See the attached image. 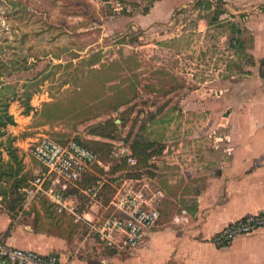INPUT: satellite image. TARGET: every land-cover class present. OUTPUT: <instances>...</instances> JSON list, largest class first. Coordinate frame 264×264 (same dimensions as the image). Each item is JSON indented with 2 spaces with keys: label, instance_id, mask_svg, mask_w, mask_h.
<instances>
[{
  "label": "rangeland",
  "instance_id": "rangeland-1",
  "mask_svg": "<svg viewBox=\"0 0 264 264\" xmlns=\"http://www.w3.org/2000/svg\"><path fill=\"white\" fill-rule=\"evenodd\" d=\"M146 5L144 0H0V98L9 101L15 120L0 135V169L10 162L17 174L3 180V172L0 178V218L8 222L6 232L31 226L64 235L65 226L73 225L79 234L70 249L89 264H151L162 258L176 264V228L168 227L174 237L171 249L164 253L159 248L155 258L142 254L144 248L151 252L159 247L152 243L149 249L146 235L132 254L112 250L114 255L105 260L108 251L97 240L81 241L84 228L72 214L58 212L45 194H37L26 207L24 195L18 198L11 189L14 181L22 179L25 187L34 177L40 164L31 149L42 136L61 142L76 138L97 151L100 161L87 177L105 180L104 206L121 182L109 156L116 143L133 149L134 141L137 153H157L147 162L149 171L159 180V169L166 164L162 170L172 171L174 183L164 190L174 198L180 188L178 154L227 151L223 133L208 132L203 106L221 94L226 79L243 72L244 58L229 24L211 11L189 6L143 27L137 16ZM193 103L200 108L192 110ZM27 105L31 109L25 114ZM12 148L17 161L9 159ZM210 161L205 154L183 166L200 171ZM72 190L80 198L79 213L105 212L101 206L89 208L88 198ZM178 204L160 209L151 230L161 227L162 220V229L177 224L184 207Z\"/></svg>",
  "mask_w": 264,
  "mask_h": 264
},
{
  "label": "crops",
  "instance_id": "crops-1",
  "mask_svg": "<svg viewBox=\"0 0 264 264\" xmlns=\"http://www.w3.org/2000/svg\"><path fill=\"white\" fill-rule=\"evenodd\" d=\"M144 1L147 8L141 17L137 16L138 24L143 27L166 21L173 11L180 8L192 6L194 9L211 11L229 24V33L235 47L241 50L245 64L243 72L226 79L221 94L203 106L207 110L204 124L208 132L223 133L227 139V151L178 154L181 175L177 176L179 182L176 184L180 188L176 187L179 193L175 198L165 191L167 183H174L172 171L167 170L168 167L162 170L166 167L165 163L159 169V180L154 176L165 189L160 209L175 207L178 204L176 202L184 207L176 215L177 224L173 222L162 229L165 225L162 220L161 227L146 231L149 249L153 244L159 247L152 248L151 252L144 248L142 254L155 258L154 253L160 249L163 250L161 252L166 251V248L171 249L174 237L168 231L170 227L178 231L174 243H177L176 251L180 256L176 264H264V234L260 230L236 236L221 248L210 241V237L227 223L248 214L264 212V0ZM198 106L193 103L191 108L197 110L200 108ZM205 154L211 160L204 167L206 169L199 168L198 171L183 166L189 159H195L196 156L200 158ZM192 187L191 193L188 192ZM30 203L27 202L25 206L28 207ZM37 205L41 211L42 204ZM41 214L44 216V211ZM7 226L8 222L0 218V236L4 235ZM82 227L84 233L85 227ZM78 234V229L73 225L69 228L65 226L64 235L31 226L26 227V230L17 227L4 236V242L42 254L55 253L61 264H89V261L80 259V255L76 256V251L70 249ZM81 241H84V235ZM99 249L95 252L99 253ZM112 250L104 247L103 252L108 251L105 260L114 255L112 252L115 250ZM162 259L154 263L151 261V264H165Z\"/></svg>",
  "mask_w": 264,
  "mask_h": 264
},
{
  "label": "built area",
  "instance_id": "built-area-1",
  "mask_svg": "<svg viewBox=\"0 0 264 264\" xmlns=\"http://www.w3.org/2000/svg\"><path fill=\"white\" fill-rule=\"evenodd\" d=\"M31 153L40 166L29 184L21 188L27 202L37 194L48 196L58 212L66 210L73 215L75 223L85 227L84 241L93 238L118 253L132 254L144 242L146 230L159 219L165 191L154 177L119 176L120 187L104 206L100 203V196L105 180L97 177L85 182L92 167L100 161L96 152L74 139L61 142L42 136L34 143ZM109 156L116 163L125 160L129 166L137 162L125 142L112 146ZM69 189H76L87 197L89 208L101 206L105 212L95 216L89 211L79 213L80 198L74 193L68 194ZM259 230L264 234V212L248 214L227 223L210 237V241L221 248L236 236ZM0 261L2 264H61L55 253L42 254L1 240Z\"/></svg>",
  "mask_w": 264,
  "mask_h": 264
},
{
  "label": "trees",
  "instance_id": "trees-1",
  "mask_svg": "<svg viewBox=\"0 0 264 264\" xmlns=\"http://www.w3.org/2000/svg\"><path fill=\"white\" fill-rule=\"evenodd\" d=\"M45 106H48L50 107V103H45L44 104ZM56 104H53V106H55ZM8 106H9V101L8 100H4L2 101V99L0 98V135L4 133V130H5V126L8 125V124H15V120L13 118V115L11 113L8 112ZM119 106H117L118 108ZM29 109H31L30 105H27L25 107V110L23 113L27 114L29 111ZM66 114H63V115H60L59 117L61 116H65ZM75 141L79 142L80 144H82L83 146L93 150L94 152L97 153V151L93 148H91L90 146H88L87 144L83 143L82 141L76 139V138H73ZM137 141H135L136 143ZM130 149H131V154L133 156H135V158L137 159V162L135 165H132V166H129L125 160H122L121 162L119 163H115V166L118 167V171H120V175L119 176H125L127 178H140L142 175H148V176H153V174L149 171L150 169L152 170V165H147L148 163V160L150 157H152L153 155L157 154V153H137L136 152V149H135V144H134V141H133V149L130 145ZM111 150V149H110ZM109 150V152H110ZM9 155V159L10 161H17L18 160V157L16 155V151L14 148L11 149L10 153H8ZM98 155V153H97ZM99 158V156H98ZM15 170L13 167H12V164L10 162H7L6 163V166L2 169H0V178L3 177V172H5L6 174L4 175V179L3 180H9L10 178H13L15 175H17L16 173L12 174V171ZM97 178V177H96ZM95 177L94 178H89V177H86V181L85 182H88V181H91V180H94L96 179ZM22 179L21 180H16L14 181V183L12 184L11 186V189L14 193H18L19 196H22L23 193H21L19 190L20 188L23 187L22 185ZM67 193H74L76 194V191L75 190H72V189H69L67 190ZM3 196L7 194L6 190L4 189V192L2 193ZM8 234V232L5 231L4 235L0 236V240L1 241H4V236H6Z\"/></svg>",
  "mask_w": 264,
  "mask_h": 264
}]
</instances>
